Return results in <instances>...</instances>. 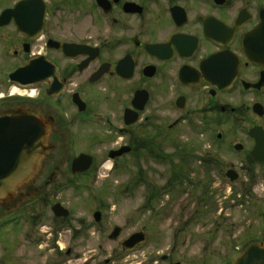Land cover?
<instances>
[{"label": "flooded vegetation", "instance_id": "obj_1", "mask_svg": "<svg viewBox=\"0 0 264 264\" xmlns=\"http://www.w3.org/2000/svg\"><path fill=\"white\" fill-rule=\"evenodd\" d=\"M174 90L179 94L172 102L184 115L175 120H189L195 112L187 110L191 91L206 94L212 130L228 120H251L248 144L232 147L237 152L240 145L237 153L264 170L251 157L256 141L249 135L255 127L264 131V0H0V116L31 113L51 129L49 154L28 195L52 186L81 154L92 156L91 170L96 167L91 147H76L87 129L101 126L107 133L113 146L107 157L122 148L137 151L134 128L166 120L167 92ZM178 98L184 99L183 111ZM134 117L136 123H125ZM165 129L159 123L158 136ZM94 136L102 141L99 131ZM214 137L219 144L225 140L222 132ZM229 169L237 172L231 164L226 181ZM252 244L264 243L232 247L228 264ZM83 258L63 264H86L96 254ZM160 260L166 264L169 258Z\"/></svg>", "mask_w": 264, "mask_h": 264}, {"label": "rangeland", "instance_id": "obj_2", "mask_svg": "<svg viewBox=\"0 0 264 264\" xmlns=\"http://www.w3.org/2000/svg\"><path fill=\"white\" fill-rule=\"evenodd\" d=\"M187 93V110L195 111L191 119L175 120L183 115L172 102L179 92L168 91L166 120L134 128L138 150L117 161L107 157L113 146L103 128L96 127L100 143L97 131L87 129L76 147H91L97 162L92 171L74 176L63 168L37 199L7 213L0 210V264H63L81 254L83 259L96 254L86 264H165L162 256L169 258L166 264H228L232 247L264 243V170L251 167L232 147L248 144L251 120H228L212 130L206 94ZM159 123L166 127L160 136ZM218 132L225 134L220 144L214 137ZM231 164L240 175L236 183L225 178ZM56 203L69 211L68 218L54 216ZM96 211L102 214L99 223L93 219ZM116 226L122 234L112 242L108 236ZM137 232L145 233L146 241L123 252L122 242Z\"/></svg>", "mask_w": 264, "mask_h": 264}, {"label": "water", "instance_id": "obj_3", "mask_svg": "<svg viewBox=\"0 0 264 264\" xmlns=\"http://www.w3.org/2000/svg\"><path fill=\"white\" fill-rule=\"evenodd\" d=\"M21 4L23 3L19 5ZM156 48L158 47H152L150 50L155 52ZM250 58L253 62L263 63L261 58L251 56ZM182 74L183 72L180 73L181 78ZM141 94H136L134 102L140 98ZM183 101V98H179L176 102V106L181 110L185 109ZM259 111L260 109L256 107L255 113H259ZM137 121V117H134L133 120H125V123L132 125ZM50 132L49 123L31 113L0 116V209L3 212L15 210L26 198L38 193L37 189H30L28 195L27 189L35 185L41 174L42 162L50 151ZM249 135L256 141L251 156L257 162L264 163V131L260 127H255L249 131ZM235 149L239 151L242 147L237 145ZM129 151V148H122L118 152L111 153L109 157L114 159ZM92 163L93 160L90 156L82 154L73 161L72 173H87L91 169ZM227 177L231 182L238 180L234 171H229ZM52 211L59 218H66L69 215V212L60 204L53 206ZM93 217L96 222H100L101 213L96 212ZM121 232L120 227H115L108 239L116 241ZM145 240L144 233H135L122 243V248L132 251ZM163 259L165 260L166 257ZM231 264H264V247L261 245L249 246Z\"/></svg>", "mask_w": 264, "mask_h": 264}, {"label": "bare ground", "instance_id": "obj_4", "mask_svg": "<svg viewBox=\"0 0 264 264\" xmlns=\"http://www.w3.org/2000/svg\"><path fill=\"white\" fill-rule=\"evenodd\" d=\"M107 169H110L111 168V163L110 162H108L107 164H106V166H105Z\"/></svg>", "mask_w": 264, "mask_h": 264}]
</instances>
